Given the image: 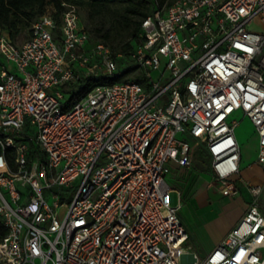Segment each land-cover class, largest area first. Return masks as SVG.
Wrapping results in <instances>:
<instances>
[{"label":"built area","instance_id":"obj_1","mask_svg":"<svg viewBox=\"0 0 264 264\" xmlns=\"http://www.w3.org/2000/svg\"><path fill=\"white\" fill-rule=\"evenodd\" d=\"M145 1L156 7L129 56L143 82L97 83L73 100L81 77L118 68L75 6L58 19L42 15L20 45L0 36V264H264V186L233 179L237 114L252 123L264 167V31L251 28L264 25V0ZM179 135L203 143L220 196L248 195L201 260L165 180L172 167H193V148ZM70 184L58 220V202L49 206L43 191Z\"/></svg>","mask_w":264,"mask_h":264},{"label":"rangeland","instance_id":"obj_2","mask_svg":"<svg viewBox=\"0 0 264 264\" xmlns=\"http://www.w3.org/2000/svg\"><path fill=\"white\" fill-rule=\"evenodd\" d=\"M167 1V0H166ZM47 13L54 14V9L49 6L46 9ZM80 17L83 23L88 27L90 32L95 37H100L109 28V18L95 17L90 19L85 9L80 8ZM252 30L264 31V25L259 20H255L252 24ZM98 30V31H97ZM100 30V31H99ZM7 36L5 31L0 33ZM28 29L17 34L13 41L20 45L28 40ZM120 39L111 40V44L119 48L122 42ZM163 70L165 59H161ZM5 63V61H4ZM118 68L114 75L124 73L120 81L134 80L139 74V70L133 66L129 58H121L118 60ZM11 67V64L5 63ZM101 73V72H100ZM159 72H152L154 80L157 79ZM112 78L113 75H107ZM142 79V78H141ZM146 79V78H145ZM144 80V78H143ZM76 84V83H75ZM77 91L79 86H73ZM69 95L65 96L68 99ZM235 118L239 121L236 127V139L241 144L242 167L240 173L233 179L242 178L252 185L264 186V167L256 164V149H255V129L246 117L237 114ZM189 142L193 148L191 170L172 167L171 171L166 175V183L170 187L169 201L171 206H178V194L181 198L178 216L182 221L186 231L190 234L191 239L187 245L190 251L194 253L198 259L206 257L208 252L215 247L218 237L227 231L228 227H232L243 213L248 195L241 190L237 196L223 198L220 196L210 184L213 182L211 172L208 168L207 156L203 158L199 150L203 147V143L198 138L192 136H178ZM36 157H43L41 152L35 151ZM7 167L9 171L13 170ZM4 167L3 170H5ZM238 182V181H237ZM78 181L74 183L77 185ZM73 185L52 187L50 191L44 190L43 195L49 206L53 207L54 202H58L56 216L58 220H62L67 212V203L70 199ZM56 196V198L54 197ZM260 208L264 211V192L259 200Z\"/></svg>","mask_w":264,"mask_h":264},{"label":"trees","instance_id":"obj_3","mask_svg":"<svg viewBox=\"0 0 264 264\" xmlns=\"http://www.w3.org/2000/svg\"><path fill=\"white\" fill-rule=\"evenodd\" d=\"M157 2L158 7H161L169 5L172 0H157ZM68 5L75 6L79 14L80 8L85 9L90 19L95 17L109 18V28L100 37H95L82 20L81 22L89 32L91 41L100 42L107 46L116 62L124 57L129 58L140 43L142 21L156 7L154 3L145 0H0V33L5 31L7 33L6 37L13 43L14 37L26 29H28L30 37L32 24L47 13V7L51 6L54 9L52 15L58 19ZM114 39H120L119 41L122 42L119 48L111 44L110 41ZM2 64L3 61L0 57V66ZM123 75L124 73L113 75L110 78L107 75L95 72L89 77H81L73 85L79 86V89L75 91L72 87L74 93L70 99L73 100L85 95L97 83L113 84L122 82L120 79ZM134 80L140 83L143 82L140 76H136ZM199 153L203 158H206L204 149L200 148ZM3 157L7 166L12 168L14 165L13 151L6 150ZM0 229L3 235L4 230L1 224Z\"/></svg>","mask_w":264,"mask_h":264},{"label":"crops","instance_id":"obj_4","mask_svg":"<svg viewBox=\"0 0 264 264\" xmlns=\"http://www.w3.org/2000/svg\"><path fill=\"white\" fill-rule=\"evenodd\" d=\"M255 139H256V140H255V149H256V154H257L258 142H257L256 134H255ZM239 145H240V150H241V144L239 143ZM240 167H242V153H241ZM245 207H246V205H245ZM245 207H244V209H245ZM244 209H243V212H244ZM242 214H243V213H241L240 217L242 216ZM240 217H239V218H240ZM234 225H235V224H234ZM234 225H233V226H234ZM230 228H231V227H228V228H227V231L218 237L217 244H218L219 241L223 238V236H224V235L230 230ZM187 233H188V232H187ZM188 235H189V239H188V241H189V240L191 239V236H190L189 233H188ZM217 244H216V245H217ZM216 245H215V246H216ZM211 250H212V249H211ZM211 250H210V251H211ZM210 251H209V252H210ZM209 252H208V253H209Z\"/></svg>","mask_w":264,"mask_h":264},{"label":"bare ground","instance_id":"obj_5","mask_svg":"<svg viewBox=\"0 0 264 264\" xmlns=\"http://www.w3.org/2000/svg\"><path fill=\"white\" fill-rule=\"evenodd\" d=\"M4 164H3V162H2V159L0 158V171H2L3 169H4Z\"/></svg>","mask_w":264,"mask_h":264}]
</instances>
